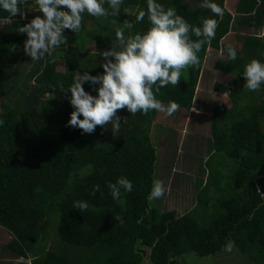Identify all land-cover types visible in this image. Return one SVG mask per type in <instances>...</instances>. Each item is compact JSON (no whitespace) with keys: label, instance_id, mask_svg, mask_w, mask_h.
Instances as JSON below:
<instances>
[{"label":"trees","instance_id":"1","mask_svg":"<svg viewBox=\"0 0 264 264\" xmlns=\"http://www.w3.org/2000/svg\"><path fill=\"white\" fill-rule=\"evenodd\" d=\"M157 2L174 7L193 26H201V17L218 23L215 38L197 54L200 64L183 69L176 87L168 84L155 93L154 86L157 99L188 108L207 52L221 54L212 70L232 76L229 106L217 103L210 110L205 178L192 207L181 214L148 205L156 160L150 127L156 110L135 115L118 110L121 127L115 135L111 124L107 129L97 126L92 134L66 126L74 109L71 93L61 86L67 89L77 74L103 73V58L96 53L116 43L115 29L125 20L133 24L126 35L146 31L147 17L138 22L136 14L146 10L147 0H124L120 12L106 18L83 13L79 33L64 30L68 43L53 50L55 62L47 55L32 61L24 54L27 35L17 29L43 17L36 2L22 0L23 18L0 8V227L9 233L6 249L25 259L22 264H175L183 254H215L229 241L246 264H264V84L249 91L242 75L251 59L264 63V35L253 32L264 23V0H213L222 16L199 5L189 7L184 0ZM103 6L108 8L107 0ZM231 22L240 32L253 30L236 35L235 60L221 43ZM58 63L62 69L56 68ZM83 87L97 94L88 83ZM212 88L227 90L219 80L212 81ZM215 152L233 166L225 172L211 167ZM119 176L127 177L133 188L121 190L117 203L107 182ZM94 185L101 189L95 195ZM78 200L88 203L87 210L74 208ZM54 216L57 244L49 248Z\"/></svg>","mask_w":264,"mask_h":264},{"label":"clouds","instance_id":"2","mask_svg":"<svg viewBox=\"0 0 264 264\" xmlns=\"http://www.w3.org/2000/svg\"><path fill=\"white\" fill-rule=\"evenodd\" d=\"M21 2L22 0H0V8L12 17L20 15L23 18L24 14L19 9ZM104 2L105 0H36L37 11L43 17L37 15L17 29L19 33L27 35L23 45L24 54L31 57L32 61L41 60L47 55L55 62L53 50L68 43L64 30L79 33L83 13L106 18L112 13H119L124 0H107L108 8L103 6ZM199 6L217 16L223 15V9L213 0H203ZM124 12L131 14L128 8ZM145 17L150 23L146 31L126 35L133 24L125 20L122 26L115 29L116 43L111 48L96 53L104 61L101 65L104 70L102 74H77L67 89L61 86L65 94L71 93L69 100L74 109L66 126L79 128L83 134H92L97 126L107 129L106 126L111 124L115 135L121 127L118 110L127 109L131 115L157 110L168 116L178 110L176 102L170 100L165 105L156 98L155 93H159L168 84L176 87L183 69L200 64L197 54L215 38L217 20L201 17V26H193L174 7H165L157 0H147L146 10H138L136 20L140 22ZM190 33L197 39L192 40ZM227 54L230 60L237 58L236 50L231 45L227 47ZM242 75L245 80L244 88L249 91L259 90L264 84V63L251 59L244 66ZM85 83L97 94L85 91ZM107 188L112 199L120 203L121 190L131 192L133 185L127 177L119 176L115 182L108 181ZM100 191V185H94L92 194ZM166 191L163 182L154 179L148 196L149 202L162 198ZM74 208L80 212L85 211L88 203L74 201ZM234 247L235 242L229 241L224 250L231 252Z\"/></svg>","mask_w":264,"mask_h":264},{"label":"rangeland","instance_id":"3","mask_svg":"<svg viewBox=\"0 0 264 264\" xmlns=\"http://www.w3.org/2000/svg\"><path fill=\"white\" fill-rule=\"evenodd\" d=\"M33 1L36 2V0ZM184 1L187 2L189 7L200 5L203 2V0ZM24 12L26 10L22 9L21 14H24ZM87 21H90V19ZM252 31L251 28H247L240 32L238 29L233 28L231 22L230 30L221 39V43L225 46L231 45L237 48L240 42L236 35L239 33H251ZM253 32L264 35V23L260 29ZM87 48L91 49L92 47ZM219 54L220 52L218 51H211L205 54L202 63L203 69H201L197 79V83L199 81L201 89H197L193 94L188 108L183 109L179 107L171 116L157 110L155 112V117L150 127L151 141L155 146L156 154L153 180H161L167 191L160 199L151 202L148 200V205L155 206L160 211L174 210L177 214L187 211L192 207L195 193L205 178L206 166L204 165V160L211 154L209 132L210 110L217 103H222L226 107L230 104L227 94L228 90L231 89L232 76L230 74L223 75L211 69L215 57ZM100 58L102 59L101 56ZM56 68L62 69L61 64L58 63ZM213 80L221 81L227 90L223 93L213 91ZM261 127L263 128L262 122ZM232 162L222 152H215L211 155L209 164L211 167H218L223 169V171H227L231 165L233 166ZM225 174L226 179L229 180L228 175L231 176V170ZM54 222V229L52 223L48 227L49 248L57 244V237L54 233L57 216H54ZM7 233L5 229L0 227V264L24 263L25 259L11 254L6 249L5 244L10 238L9 233ZM224 248L215 254L204 257L191 253L183 254L176 260L175 264H246L243 259L237 257L239 255L235 254L234 249L231 252H227Z\"/></svg>","mask_w":264,"mask_h":264},{"label":"crops","instance_id":"4","mask_svg":"<svg viewBox=\"0 0 264 264\" xmlns=\"http://www.w3.org/2000/svg\"><path fill=\"white\" fill-rule=\"evenodd\" d=\"M202 69H203V66H202ZM197 89H201L200 84H199V81H198V83H196L194 93L197 91ZM222 93H223V92H222ZM183 109H185V108H183ZM183 109H182V110H183ZM24 262H25V261H24Z\"/></svg>","mask_w":264,"mask_h":264}]
</instances>
